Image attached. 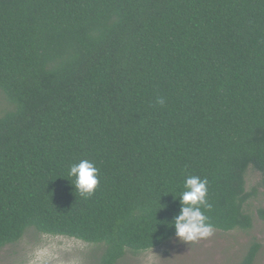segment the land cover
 <instances>
[{"label": "trees", "instance_id": "trees-1", "mask_svg": "<svg viewBox=\"0 0 264 264\" xmlns=\"http://www.w3.org/2000/svg\"><path fill=\"white\" fill-rule=\"evenodd\" d=\"M0 95V251L32 231L116 264L175 235L192 175L207 180L214 230L251 228L264 0H0ZM81 159L98 169L91 196L69 176Z\"/></svg>", "mask_w": 264, "mask_h": 264}, {"label": "rangeland", "instance_id": "rangeland-1", "mask_svg": "<svg viewBox=\"0 0 264 264\" xmlns=\"http://www.w3.org/2000/svg\"><path fill=\"white\" fill-rule=\"evenodd\" d=\"M6 100V99H5ZM0 95V109L6 107ZM261 174L248 167L245 188L251 194L244 210L252 216L247 230L234 229L213 234L194 243L180 241L175 235L162 245L141 252L126 251L116 264H240L252 242L259 248L252 264H264V221L256 211L264 206ZM101 246L79 239L29 231L24 238L0 251V264H95Z\"/></svg>", "mask_w": 264, "mask_h": 264}, {"label": "clouds", "instance_id": "clouds-1", "mask_svg": "<svg viewBox=\"0 0 264 264\" xmlns=\"http://www.w3.org/2000/svg\"><path fill=\"white\" fill-rule=\"evenodd\" d=\"M157 103L163 104V98H157ZM69 176L74 178V189L84 197L91 196L99 183L98 169L87 159L71 165ZM184 189L179 196V213L173 218L171 226L175 229V236L189 244L210 237L213 226L202 212V208L211 207L206 199L207 180L195 175L188 176L184 181Z\"/></svg>", "mask_w": 264, "mask_h": 264}]
</instances>
